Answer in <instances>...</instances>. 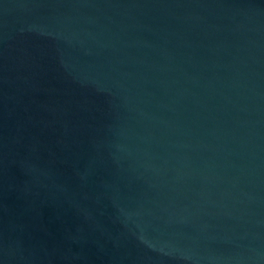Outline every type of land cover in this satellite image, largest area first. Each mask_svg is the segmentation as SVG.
<instances>
[{
  "label": "water",
  "instance_id": "water-1",
  "mask_svg": "<svg viewBox=\"0 0 264 264\" xmlns=\"http://www.w3.org/2000/svg\"><path fill=\"white\" fill-rule=\"evenodd\" d=\"M0 264H264V0H0Z\"/></svg>",
  "mask_w": 264,
  "mask_h": 264
}]
</instances>
